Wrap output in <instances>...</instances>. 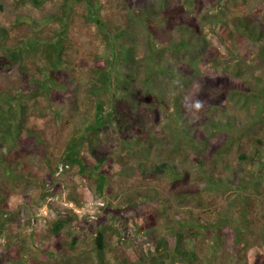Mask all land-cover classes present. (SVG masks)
I'll return each mask as SVG.
<instances>
[{
	"label": "rangeland",
	"instance_id": "rangeland-1",
	"mask_svg": "<svg viewBox=\"0 0 264 264\" xmlns=\"http://www.w3.org/2000/svg\"><path fill=\"white\" fill-rule=\"evenodd\" d=\"M96 1L107 23L122 25L124 18L129 21L125 14L130 16L119 51L112 52L87 19L84 0H0L5 45L15 49L27 35L39 39L38 49L31 48L24 59L35 77L40 78L35 67L46 63L43 43L58 33L63 18L62 60L68 67L57 80L63 88L22 99L28 108L25 129L0 135V219L5 220L0 264H6L5 249L42 264H264V0H165L167 22L155 16L150 29L142 23L145 4L156 9L160 0ZM236 19L246 21L251 33L261 32L260 40L242 34ZM181 23L197 26L205 42L195 45L194 35L192 43L185 40L190 46H183ZM124 46L132 49L130 60ZM212 47L218 56L209 52ZM104 53L119 56L112 67L119 68L120 80L127 69L133 73L127 89L119 88L115 77L114 96L106 97L112 104L101 113L112 120L102 133L111 128L94 146L89 138L97 136L88 125L98 101L88 92L93 69L107 64ZM153 53L163 60L156 62ZM14 64L11 71L0 70V97L31 90L29 80L20 82ZM136 134L151 139L152 146L134 143ZM76 138L84 165L90 169L96 161L98 174L108 176L102 196L96 180L78 172L79 165L60 164ZM162 163L163 174L150 173ZM255 173L259 180L252 182ZM240 181L247 186L238 194L235 182ZM74 189L92 194L103 206L91 205L92 199L67 202ZM106 205L109 213L121 210L118 219L127 230L107 214L103 248L97 252L81 219L105 216ZM57 213L76 217L53 234ZM178 236L182 248L194 251V260L173 253ZM160 238L168 241L167 255L151 248L150 241Z\"/></svg>",
	"mask_w": 264,
	"mask_h": 264
},
{
	"label": "trees",
	"instance_id": "trees-1",
	"mask_svg": "<svg viewBox=\"0 0 264 264\" xmlns=\"http://www.w3.org/2000/svg\"><path fill=\"white\" fill-rule=\"evenodd\" d=\"M75 1V0H72ZM86 9H87V19L91 21L94 26L103 34V41L105 43L107 42V45L110 47L111 51H119L120 41H123V37L126 35V32L128 34V30L126 27L130 25V16L129 14H125L127 20L124 18V22L121 24H112L107 23L103 17L101 16V10H99V3L96 0H84ZM63 4H66L63 3ZM186 5V3H184ZM65 7V5H64ZM147 13L144 15V26L148 29L151 28L150 19L154 18L155 16L158 18L161 22H167L166 17V1L160 0L159 7L156 9H153L145 4ZM187 9V8H186ZM161 14L165 15L163 19H161ZM189 15H191L189 13ZM139 17V16H138ZM62 28L58 29V33L54 35V37H50L49 39H46L44 41V47L47 49L45 50L44 56V67H35L37 68L40 78L35 77V75L32 74L31 71H29L28 67H26L24 63L25 56L28 57L27 53H30L31 48H35L33 52H35L38 47V41L39 39H28L29 36H23L21 37V44L16 46L15 49L10 46H6L3 39L8 36V30L5 27H0V50L2 53L0 54V70L4 71H11L13 69L14 62L18 66L19 71V78L20 82H26L29 80L32 84L30 85V91L28 93H17V94H4L0 97V135L5 134L8 136H13L15 134H20L25 129V119L23 118L25 111H27V107L23 102V98H33L36 97L38 94H42L45 92V94L50 95L51 90H58L63 88V84L59 83L58 77L63 76L65 72H67L68 67H65L64 62L65 60H62V54L65 52V41L64 38L67 35V26L66 22L63 18L60 19ZM183 23H181L178 26V29H182V35L184 37H181L180 40L183 42V46L189 47L191 42V37L194 35L196 36L195 41L193 43L195 45L199 43H204L205 40L203 38H200L199 35L196 33L197 26L193 25L192 28L189 29L188 26L183 27ZM235 27L240 28L241 33L245 34L248 38H250L252 41H259L262 33L259 32L257 34L251 33L252 29H248L246 21H242L240 19H236L235 21ZM56 31V32H57ZM207 31V30H206ZM61 34V35H59ZM131 36V34H130ZM189 41L190 43H186V41ZM183 50V49H181ZM125 54H129L127 57V60H130V55H132V49L131 47H123L122 50ZM209 52L213 56H218V51L216 47L210 48ZM155 55L156 62L160 63L162 61V56L160 53H153ZM103 56H107V64L104 65V67H96L93 69L91 77V83L89 86V94L90 97L93 96L95 100L98 101L96 104V112H95V118L94 121L89 123L88 130L91 131L94 136H97L96 139L89 138L91 141V145L96 146L97 145V139H100L102 134L106 133L110 128H108L106 131L102 133V130L107 125H110L112 120L109 118L111 115H101L103 112V106L105 104L111 105L112 102L106 97L110 96L113 97V82L116 77V81L119 85V88L127 89L128 85H130L133 73V69H127L125 73H121L122 79L120 80L117 76L120 74L119 68L112 67L113 60H117L119 58L118 55H115L114 53H110ZM159 56V57H158ZM158 57V58H157ZM116 70V72L112 75V71ZM31 78V79H30ZM211 80L203 81L204 84L210 86L213 84V82H210ZM20 92V91H19ZM130 94H132L130 92ZM216 126V125H215ZM115 131L119 130L118 128L114 129ZM15 132V133H14ZM14 133V134H13ZM207 136V135H206ZM213 138H216L215 135H213ZM198 139V138H197ZM197 139L194 140L193 146L195 147L198 145ZM78 139H72L66 148V152L62 158V162L60 164L66 165H79V173L81 175H85L88 173L90 177L94 178L97 183V194L104 195L106 190V181L108 179V176L106 177L103 173L98 174V170L100 168V163H97L96 161L91 162L92 165H89L90 169L84 165L82 162V159L78 157ZM131 140H134L133 142L137 145H141L143 147L152 146V140L147 139V141H144V138L141 136V134H136ZM207 137L203 139V141L206 142ZM94 142L96 144H94ZM93 147V146H92ZM208 148V147H207ZM216 151V150H214ZM89 162L88 160H86ZM169 166V165H168ZM166 163H162L160 165H154L153 168L150 170V173L153 175H161L165 172ZM260 170V169H258ZM58 171V166L55 167L53 171V175ZM142 173H144V170H142ZM257 173V171H256ZM256 173L252 175V182H257L259 180V177L256 176ZM55 177V176H54ZM60 178L59 175H56L55 179L58 180ZM247 183L246 181H240L235 182V187L239 188L238 194L240 192H243L246 189ZM52 193L48 194V197L52 196ZM67 202H72L75 205H81L83 202L94 199L92 194H81L77 192V190H71L68 192V195L66 197ZM47 204V208L49 210V213H53L52 205L50 202L45 201ZM3 205L1 206V208ZM0 208V209H1ZM108 209L110 207L106 205L103 208V212L105 213V216L99 214L95 219H88L86 216H84L81 220L85 222V228L89 231V234L93 240L94 246L96 248V251L99 252L103 248V231L102 227L106 225L107 221H103L107 214H109V217H112V219H118L120 218L121 210L116 209L113 210V212L109 213ZM106 211V212H105ZM59 217L55 219L50 227V230L53 234H58L68 223L69 219L75 218L76 215L74 214H67V213H57ZM60 214L63 215V217H60ZM5 220L3 218L0 219V236L3 234L4 229V222ZM118 225L123 228V231L126 232L127 228L124 226L123 220H117L116 221ZM221 222H228L231 224V221H221ZM132 226V223L131 225ZM202 227V226H201ZM238 232L235 228L232 227V235H233V242L236 243L235 238L237 236ZM179 237V236H178ZM176 237V245L172 249L173 253L177 254L179 258L181 259H188V260H194L195 259V253L194 251H188L185 248H182L181 245V239L179 237ZM75 240V237L74 239ZM168 241L166 239H154L150 241L151 248L153 250H158L160 252V256L167 255L165 253H169L170 248L167 246ZM151 250V249H149ZM6 255H5V263L6 264H42L41 262L35 263L31 260V258L26 257L25 255L21 254L19 251H15L16 256H10L8 253V250L5 249ZM162 258L158 260L159 263L162 262Z\"/></svg>",
	"mask_w": 264,
	"mask_h": 264
},
{
	"label": "built area",
	"instance_id": "built-area-1",
	"mask_svg": "<svg viewBox=\"0 0 264 264\" xmlns=\"http://www.w3.org/2000/svg\"><path fill=\"white\" fill-rule=\"evenodd\" d=\"M96 200H94L93 199V201L91 202V205H94V204H96V205H99V206H103V204H104V202L103 201H101V200H98V201H96ZM95 205V206H96ZM95 206H94V208H95ZM92 207V206H91ZM95 211V210H94ZM94 213V212H93Z\"/></svg>",
	"mask_w": 264,
	"mask_h": 264
}]
</instances>
